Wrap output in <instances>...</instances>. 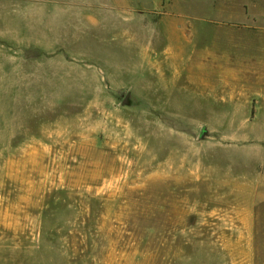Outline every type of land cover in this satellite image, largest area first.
<instances>
[{"label":"rangeland","instance_id":"374dc122","mask_svg":"<svg viewBox=\"0 0 264 264\" xmlns=\"http://www.w3.org/2000/svg\"><path fill=\"white\" fill-rule=\"evenodd\" d=\"M263 144L264 0H0V264H254Z\"/></svg>","mask_w":264,"mask_h":264},{"label":"crops","instance_id":"0c3cea01","mask_svg":"<svg viewBox=\"0 0 264 264\" xmlns=\"http://www.w3.org/2000/svg\"><path fill=\"white\" fill-rule=\"evenodd\" d=\"M264 145V144H263ZM262 170L257 171V163L253 167V176H247L249 173L239 172L238 175L231 173L221 176L220 174H214L211 178L215 180H223L226 178L237 179V181L223 183V182H214L217 186L221 184L228 185L229 187L235 186L238 193V202L241 204L240 209L245 211L249 216V225L253 227L254 235V264H259L258 261L262 262L264 259V251L258 250V241L259 238L264 241V161L261 163ZM264 264V263H263Z\"/></svg>","mask_w":264,"mask_h":264}]
</instances>
